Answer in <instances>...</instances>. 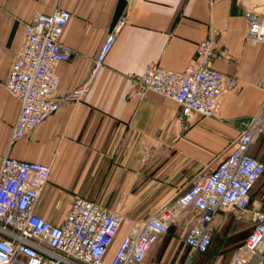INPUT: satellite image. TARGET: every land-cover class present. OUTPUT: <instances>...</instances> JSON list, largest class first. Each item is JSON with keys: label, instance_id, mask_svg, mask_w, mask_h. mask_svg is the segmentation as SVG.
Wrapping results in <instances>:
<instances>
[{"label": "crops", "instance_id": "0c3cea01", "mask_svg": "<svg viewBox=\"0 0 264 264\" xmlns=\"http://www.w3.org/2000/svg\"><path fill=\"white\" fill-rule=\"evenodd\" d=\"M248 7L264 14V0H0V157L8 154L50 166L36 213L60 222L74 194L119 212L123 220L110 254L131 222L146 217L213 166L215 157L228 149L239 121L256 114L264 99L256 86L264 68V44L244 38L242 12ZM55 8L71 14L61 41L72 49L55 66L56 90L65 94L85 83L86 91L60 101L54 112L9 143L19 110V101L4 87L10 62L24 24L34 13ZM122 16L125 22L92 71L101 40ZM211 31L225 54L212 59V68L237 79L236 87L221 95L215 114H195L183 128L175 101L152 90L140 98L129 93L131 75L148 63L174 71L195 65L194 44ZM251 154L264 163V131ZM261 179L251 198L249 192V206L260 203L264 209ZM212 219L205 254L196 252L188 259L186 244L170 225L150 244L143 264H198L196 255H203L204 264L220 259L226 264L250 222L222 211Z\"/></svg>", "mask_w": 264, "mask_h": 264}, {"label": "built area", "instance_id": "2783aa9c", "mask_svg": "<svg viewBox=\"0 0 264 264\" xmlns=\"http://www.w3.org/2000/svg\"><path fill=\"white\" fill-rule=\"evenodd\" d=\"M70 15L66 8H55L50 13H34L24 24L4 82L6 92L19 101L9 143L54 112L60 101L79 98L86 91L85 83L65 94L56 90L55 66L72 54L61 41ZM242 15L246 21L244 38L264 44V14L248 7ZM124 22L120 17L105 33L93 57L92 71L104 59ZM224 55L211 31L194 44L195 65L174 71L148 63L131 75L129 93L140 98L145 90H152L175 101L179 125L184 128L195 114H215L221 95L236 87L235 76L211 66L213 58ZM256 86L264 92V68ZM263 129L264 99L256 114L239 121L228 149L215 157L213 166L193 176L146 217L131 222L110 254L122 214L74 194L63 220L44 219L36 213L35 205L50 166L4 154L0 157V264H143L150 244L170 225L186 244L190 259L193 253L206 250L217 211L250 222L248 233L226 264H263L264 209L260 203L249 206V192L264 173V163L251 154Z\"/></svg>", "mask_w": 264, "mask_h": 264}, {"label": "rangeland", "instance_id": "374dc122", "mask_svg": "<svg viewBox=\"0 0 264 264\" xmlns=\"http://www.w3.org/2000/svg\"><path fill=\"white\" fill-rule=\"evenodd\" d=\"M263 177V178H262ZM263 180H262V179ZM260 179L262 180V182H264V173H263V175L260 177ZM244 231H242L241 232V234H240V236H239V240L240 241H242V239H243V236L247 233V231L249 230V227H247L246 229H243ZM205 254V253H204ZM197 257V260H198V264H204V262H205V259H204V257H202L201 255H196ZM223 262L221 261V259L219 260V261H217L216 262V264H222ZM263 264H264V262H263Z\"/></svg>", "mask_w": 264, "mask_h": 264}, {"label": "trees", "instance_id": "16d2710c", "mask_svg": "<svg viewBox=\"0 0 264 264\" xmlns=\"http://www.w3.org/2000/svg\"><path fill=\"white\" fill-rule=\"evenodd\" d=\"M253 196V194L250 192V198ZM245 237H243V239H244ZM243 239H242V241H243ZM207 251V248H206V250L204 251V252H202V253H200V254H204L205 252Z\"/></svg>", "mask_w": 264, "mask_h": 264}, {"label": "bare ground", "instance_id": "6f19581e", "mask_svg": "<svg viewBox=\"0 0 264 264\" xmlns=\"http://www.w3.org/2000/svg\"><path fill=\"white\" fill-rule=\"evenodd\" d=\"M6 90V89H5ZM20 138V137H19ZM18 139V138H17ZM15 141V140H14Z\"/></svg>", "mask_w": 264, "mask_h": 264}]
</instances>
